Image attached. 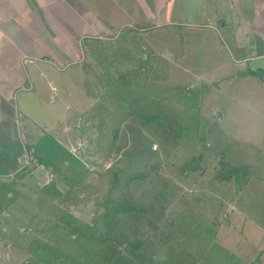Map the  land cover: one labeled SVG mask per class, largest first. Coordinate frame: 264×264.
Instances as JSON below:
<instances>
[{"label":"trees","instance_id":"1","mask_svg":"<svg viewBox=\"0 0 264 264\" xmlns=\"http://www.w3.org/2000/svg\"><path fill=\"white\" fill-rule=\"evenodd\" d=\"M138 40L132 36L125 45L136 65L119 62L118 71H106L107 77L102 72L98 79L107 78L113 89L109 95L128 106L143 127L159 130L162 149L153 148V141L138 128L122 153L123 167L108 171L105 188L91 185L88 179L100 172L54 133L44 131L25 144L15 121L6 117L0 122V215L20 198L36 218L42 217L34 221L36 229L30 226L35 230L26 235L28 256L20 264L246 263L241 249L227 248L219 233L229 221L228 202L240 203L246 189L264 184V155L250 143L230 141L220 124L204 114V101L218 81L199 87L171 81L169 60L155 52L145 57ZM118 53L113 50L114 57ZM246 73H252L248 66L240 75ZM119 130H113V139ZM183 145L195 153L170 175L161 168V151L169 158ZM25 156L49 169L52 180L40 188L22 180ZM189 182L203 188H187ZM85 194L90 196L82 198ZM263 198L258 197L259 206ZM69 201L90 209V221L75 215ZM247 264L261 262L250 258Z\"/></svg>","mask_w":264,"mask_h":264},{"label":"rangeland","instance_id":"2","mask_svg":"<svg viewBox=\"0 0 264 264\" xmlns=\"http://www.w3.org/2000/svg\"><path fill=\"white\" fill-rule=\"evenodd\" d=\"M44 1L1 0L0 14L9 17L14 12L6 28L12 30L19 22L23 25L20 27L21 36L26 40L40 43L42 38L37 39V35H34L41 36L44 32L49 40L52 31L43 19ZM116 1L98 0L103 5L97 4L93 9L88 7V10L94 22L98 10L104 11L110 17V22L111 19L115 20L114 28L118 30L103 35L94 33L89 25V15L82 18L83 21L78 17L77 24L81 23L88 28L80 34L81 38L75 47L77 49H70L72 54L67 51V46L54 41L47 48L48 56L39 59L27 56L26 60H20L17 59L16 41L11 35L6 36L13 46L1 57L8 62L7 67L11 66V77L17 74L9 82H15V91L18 89L11 96L0 95V99L10 108L9 118L17 123L19 138L25 144H31L44 131L54 133L65 146L100 172L88 179L96 188L108 185L110 169L123 167L122 153L134 142L133 133L138 128H142L153 141V148L161 150L159 130L143 127L135 116L129 114L128 106L109 95L113 89L106 82L107 78L98 79L102 72L107 77L105 73L118 71L119 62L136 65L137 61L134 62L132 56L126 55L131 49L125 48V45L130 43V37L137 36L139 40L136 43L147 51L145 57L155 52L169 60L171 81L185 82L189 87L218 81L219 85L213 87L204 101V114L220 124L230 141L250 143L259 147L264 155V76L231 79L230 76L237 69L246 70L247 65L233 61V42L229 39L233 33L228 26L222 28V25H218L216 19H220L219 15L215 12L212 13L214 15H200L199 0H189L195 8L191 15L186 16L181 14V4L187 0H170L173 1L172 9L159 4L156 11L153 0H126L127 4L122 2L119 8ZM57 2L59 0L56 4H60ZM139 6L145 14L137 10ZM223 10L225 19L234 12L228 10V7ZM37 12H40L39 17ZM32 20L34 23L30 26ZM118 23H124L125 26H118ZM78 27L81 28L79 31H83L81 26ZM115 49L119 52L118 58L114 57ZM5 80H1L3 84ZM2 88L6 93L10 92L7 85ZM89 92L92 94L88 95ZM117 127H120L118 137L113 139V130ZM193 153L194 150L188 145L178 148L169 158L161 151V168L174 175L177 166ZM21 162L27 164V167L22 165L20 176L30 186L40 188L52 180L49 169L35 166L27 156ZM175 178L179 179L178 175ZM55 180L63 191L66 190L67 186L61 179L55 177ZM185 185L190 189L203 188L191 182ZM254 187L252 185L245 190L244 199L240 203L228 202L226 211L229 213V221L222 225L219 237L227 248L233 251L241 249L238 253H244L245 264L250 258L264 264V200L262 206L257 203L259 196L264 197V184L261 188ZM88 196L81 195L82 198ZM70 203L75 215L86 222L90 221V209L76 201ZM30 208L25 200L16 198L9 209L0 215V264H20L27 258L26 235L36 229L34 221L41 222L42 219L36 218L34 209ZM45 234L43 232L41 236Z\"/></svg>","mask_w":264,"mask_h":264},{"label":"crops","instance_id":"3","mask_svg":"<svg viewBox=\"0 0 264 264\" xmlns=\"http://www.w3.org/2000/svg\"><path fill=\"white\" fill-rule=\"evenodd\" d=\"M1 1V0H0ZM57 0H46L43 2V10L42 15L45 24L48 26V28L52 31L51 32V38L48 40L47 33L44 32L43 35L38 36V34H35L34 36L38 38H42V42L36 43L31 42L30 39H25L23 36H21L22 32L21 26L19 22L16 24V26L12 29L13 26H11V29H7L6 26L8 25L9 20L11 21L12 13L9 17L4 16L6 14H0V95L4 96L5 94L11 96V94H14L16 84L12 81L9 82V79H13L17 74L13 75L11 77L10 71L12 69L11 66L7 64L8 62L6 59L2 58L1 56H5V54L8 52L9 48L13 45L9 42V39L6 36L11 35L12 38L17 43V59L20 58V60L24 59L26 60L27 56L39 59L44 58L47 54V48L51 47L54 43V41L60 43V45L67 46L70 54L73 52L70 50L74 47V50L78 44V40H80L81 36L80 34L86 32L84 30H87V26L77 24V18L80 17L82 20L86 18L87 15H89V18L91 21H89V25L91 27V30H93L94 33L98 34H106L109 31L116 32L118 29L114 28L115 24L113 23L115 20L111 19L112 22H110V17H108L102 10H98L97 14L98 17L96 18V22H94V19L91 18V12L88 10V7L93 9L95 6H98V0H59L60 4H56ZM103 1V0H102ZM136 1V0H134ZM207 1H209L207 3ZM117 6H122V2H125V5L127 4L126 0H117L116 1ZM154 4L153 6H159V4L164 5L166 9H172L173 1L169 2L167 0H153ZM159 2V3H158ZM64 6H62V5ZM118 6V8H119ZM228 7V10L231 9L234 12L230 13V16L228 19H225L224 17V8ZM29 9V6H27ZM181 14L187 15L191 12H194V4L189 2L183 1L181 4ZM137 10H141V7L137 8ZM157 10V7L155 8V11ZM169 11V10H168ZM198 11L200 15H206V14H212L215 12V14L219 15V20H217L218 25H222V28H226L227 26L231 29L232 35L230 36V40L233 42V61L237 63L246 64L252 73H246L245 75H240V72L245 71V69H237L235 74L231 75V79L234 78H248L251 75L255 76H264V71L262 74H260V69L252 70L250 66V62L253 58L264 56V0H199L198 5ZM210 12V13H208ZM90 13V14H89ZM126 13V12H125ZM141 13H144L143 11ZM173 13H176L174 11ZM39 17L40 12L36 13ZM128 14V13H126ZM145 14V13H144ZM199 15V14H198ZM214 15V14H212ZM4 16V17H3ZM83 21V20H82ZM105 22L107 24H105ZM222 22V24H221ZM230 22V24H227ZM34 21H30V26L33 24ZM25 25V26H29ZM122 24V25H121ZM43 25V24H42ZM81 26L83 31L81 30ZM118 26H125L124 23H118ZM38 26V23L36 24ZM44 27V25H43ZM35 30V27L32 28ZM217 29V28H216ZM43 30V29H42ZM36 31V30H35ZM88 33V32H87ZM43 38L45 40H43ZM34 39H36L34 37ZM46 39L48 42V45L46 44ZM38 41V40H37ZM39 42V41H38ZM62 43V44H61ZM19 48V49H18ZM16 52V51H15ZM53 52V51H52ZM59 56V54H58ZM60 57V56H59ZM11 61V60H9ZM12 62V61H11ZM13 63V62H12ZM246 66V68H247ZM2 79H7L4 82H2ZM3 85H7L10 88V92L6 93L4 89L2 88ZM245 94V92H242ZM4 94V95H3ZM2 107H0V122L6 118L9 117L8 111L10 108H8L5 103H2ZM248 107V106H247Z\"/></svg>","mask_w":264,"mask_h":264},{"label":"water","instance_id":"4","mask_svg":"<svg viewBox=\"0 0 264 264\" xmlns=\"http://www.w3.org/2000/svg\"><path fill=\"white\" fill-rule=\"evenodd\" d=\"M250 66L252 70L260 69V74H262L264 71V56L253 58L250 62Z\"/></svg>","mask_w":264,"mask_h":264}]
</instances>
